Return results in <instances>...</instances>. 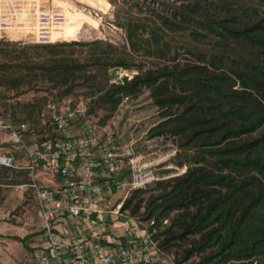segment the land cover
Wrapping results in <instances>:
<instances>
[{
    "label": "trees",
    "instance_id": "trees-1",
    "mask_svg": "<svg viewBox=\"0 0 264 264\" xmlns=\"http://www.w3.org/2000/svg\"><path fill=\"white\" fill-rule=\"evenodd\" d=\"M117 6L121 44L95 38L0 45V114L25 123V142L55 145L54 122L42 116L47 102H59L61 111L68 98L72 107L84 102L86 114L66 121L93 126L100 113L99 143L91 150L110 146L125 160L102 177L110 181L132 179L128 151L155 156L175 148L180 175L130 189L111 209L145 229L174 264H264V0H121ZM52 89L50 97H20ZM0 148L14 159L12 166L0 164V209L10 199L25 209L34 200L38 228L17 238L33 255L47 250L32 183L45 186L38 170L61 181L60 172L45 160L31 169L25 148L12 140L0 139ZM85 159L79 155L77 167ZM22 183L27 190L16 188ZM115 192L105 191L109 202ZM20 211L14 214L27 209ZM70 226L92 232L78 220Z\"/></svg>",
    "mask_w": 264,
    "mask_h": 264
},
{
    "label": "built area",
    "instance_id": "built-area-1",
    "mask_svg": "<svg viewBox=\"0 0 264 264\" xmlns=\"http://www.w3.org/2000/svg\"><path fill=\"white\" fill-rule=\"evenodd\" d=\"M50 11L48 9L39 10L38 16L34 15V19L38 17L41 23H48L51 21L50 17L52 18ZM11 14L13 19L11 22L8 20L10 24L23 18L22 14H14V12ZM0 21H2L1 24H9L4 13H0ZM37 36L36 39L40 42H54L61 38H54L53 33L44 26L38 30ZM73 104L74 101L68 98L66 100L67 107L61 111L62 106L59 102L48 101L47 111L42 113V116L54 122L52 132L59 138L55 145L51 140L25 142L23 134V130L26 128L25 123L15 125L0 114V139L12 140L18 145L22 144L27 152L31 169H34L40 160H45L48 167L60 172L61 181H58L61 184L56 187H59L58 191L64 194L61 198L55 197L53 186L41 187L32 183L41 207L42 226L46 229L48 238L47 250L39 252L36 257L37 263L174 264L170 257L160 251L157 242L151 240L145 229L139 227L134 220L124 218L128 224L120 223L121 232L117 237L112 236L114 228L110 230V234L105 236L102 230L94 227L89 234L92 240L81 227L72 228L70 226L74 220H78L91 228L92 225H95L91 219L93 213H97L101 219H103L100 217L101 215L109 213L107 220H114L115 214H119V210L108 207L107 201L109 200L105 196V191L111 193L115 187L118 192L125 191L126 193L130 189L152 184L153 181L178 176L181 171L180 167L176 166L178 172L172 174L175 176H161L157 172L162 167H174L171 165L172 163L167 164L171 160L172 152L151 158L142 153L131 155V152L128 151L132 179L116 180L114 178L112 181L103 179L121 170L125 160L110 146H103L98 151L91 150L93 145L99 143L98 134L92 125L71 126L66 121V118L74 119L84 116L87 112L84 102H79L72 107ZM79 155L86 159L80 167H77L75 162ZM13 163V157L2 153L0 148V164L12 166ZM99 178L103 180H99ZM28 186L29 184L22 183L17 185V188L23 187L21 189L27 190ZM86 196L87 200L84 199ZM54 220L60 223H53ZM65 220L68 222L62 224ZM103 239H106V243L103 242Z\"/></svg>",
    "mask_w": 264,
    "mask_h": 264
},
{
    "label": "rangeland",
    "instance_id": "rangeland-1",
    "mask_svg": "<svg viewBox=\"0 0 264 264\" xmlns=\"http://www.w3.org/2000/svg\"><path fill=\"white\" fill-rule=\"evenodd\" d=\"M1 3L10 4V6H14L12 10H0V13H4V15L7 17V22L9 24H1L2 21H0V37L10 36V34H13L14 36L8 38V39H1L5 37L0 38V45H13V46H25L26 44H36L38 39H36L38 36V30L40 28H47L49 31H51L54 35V38L61 37L58 40H92L95 38H103L106 39V41L113 42L116 44H121L124 42V34L123 31L115 25L113 18L114 16L121 13V8L117 6L121 2V0H57L54 2H57L60 7L51 9L50 15V22L48 23H41L38 17L34 19V15L38 16L39 9L35 8L37 6V3L40 0H0ZM116 7V10L114 6ZM55 6V5H53ZM18 9H15V8ZM35 8V9H33ZM14 12V14L18 13L19 15L22 14L23 18L20 19L18 22H12L10 24L11 20L13 19V15L11 14ZM10 22H9V21ZM7 26V27H4ZM60 28L59 30H57ZM57 30V31H55ZM54 31V32H53ZM69 31L71 32L72 36L69 35ZM55 42V41H54ZM49 43V42H48ZM53 43V42H50ZM80 51V50H79ZM78 51V52H79ZM125 71L120 70L119 74H123ZM65 86V85H64ZM64 86L60 87L63 88ZM55 89H52L51 91H28L27 93L21 95L20 97L25 100H31L37 96L41 95H47L50 97L52 95V92H54ZM94 122H98L93 124L94 131L97 134H101V131L97 130L96 127L100 126L98 125L100 122V113L99 115H94L93 117ZM112 125L114 124V119L110 118V121ZM86 125V124H85ZM110 128V126H107ZM110 130V129H109ZM98 131V132H97ZM111 131V130H110ZM111 133V132H110ZM167 152H172V157L169 163H172L174 167L169 168H160L157 170V172L160 173V175H172L178 170H176V166L179 165L176 164L173 159L176 157L177 151L175 148H171L170 150H167L165 152H161L162 154H165ZM158 156V155H155ZM153 154L148 157H155ZM26 159V158H25ZM24 159V160H25ZM180 167V166H179ZM81 171V169H78ZM167 170V171H162ZM181 174L183 172V169L180 167ZM47 168H44L43 170H38V172L35 174L36 178L42 180V182L45 184V186H59L61 183H59L58 178H54L52 174L48 173ZM174 171V172H173ZM170 176V177H171ZM156 182V181H155ZM154 181L152 184H149L150 186L155 183ZM147 185V186H149ZM17 188V187H16ZM23 187H20L18 189H21ZM5 192V191H4ZM126 195L125 191H119L111 194V200L110 202L107 201L108 207L110 208L113 204V202L116 201V199L119 197V195ZM21 198V197H20ZM84 199H88L87 196ZM18 200L16 198L10 199L8 202L4 204V206L0 209V264H17L20 259L25 258L26 254L27 257L23 261L27 263L23 264H36V257H38L39 252L36 254H32L24 249L22 243L20 242L17 237H22L25 234L29 233L30 231H34V227L38 228V224L36 223V203L34 200L30 201V206H26L27 212L24 215H16L15 212H19L20 209L25 211V208L17 207ZM17 210V211H15ZM31 211V212H30ZM21 212V211H20ZM109 213H105L104 215H101L100 217H103V219L97 217L93 219V222L95 225L91 226V229L94 227H97L99 230H103V227L107 226V229L112 230L114 228V234L112 236L117 237L118 234L121 232L120 223L127 225L128 223L125 221V217L121 216L119 214H115V218L112 221H106L107 217L109 218ZM111 217V216H110ZM12 218H15L16 220H13ZM119 220V221H118ZM122 220V221H121ZM132 220V219H131ZM14 221V223H23L26 228L21 229L16 227V225H11V223ZM16 221V222H15ZM85 221V220H84ZM125 221V222H123ZM43 223V221H41ZM106 223V224H105ZM3 235L5 238H3ZM11 237H8L10 236ZM44 238L43 234H40V240ZM34 245V243H32ZM46 247H48V243L46 244ZM35 263L33 262V259ZM21 261V260H20Z\"/></svg>",
    "mask_w": 264,
    "mask_h": 264
},
{
    "label": "crops",
    "instance_id": "crops-1",
    "mask_svg": "<svg viewBox=\"0 0 264 264\" xmlns=\"http://www.w3.org/2000/svg\"><path fill=\"white\" fill-rule=\"evenodd\" d=\"M54 1H57V0H40L38 3H37V6H35V8H38L39 10H42V9H48V10H51V9H54V8H59L60 7V5H58V3L57 2H54ZM53 5H55V6H53ZM12 8H14V6H10V4H5V3H1V1H0V10H12ZM35 8H33V9H35ZM15 9H18L17 7L15 8ZM16 14V13H15ZM18 14V13H17ZM1 34V33H0ZM13 34H15V33H12V34H10V36H5V35H9V34H5V35H3V36H1V37H5L6 39L7 38H10V37H12V36H14ZM0 37V38H1ZM24 213H26V212H24ZM16 215V217L19 215V214H15ZM16 222V221H15ZM1 225V224H0ZM11 225H16V227H18V228H21V229H25L26 228V226L23 224V223H14V221L11 223ZM0 235L2 236V234L0 233ZM24 236H26V234L24 235ZM24 236H22V237H24ZM8 237H11V235L10 236H8ZM3 238H5V236L3 235ZM28 241V240H27ZM21 243H22V245H23V247H24V249L25 250H27L28 252H30L31 253V251L28 249V247L27 246H29L28 244L26 245V243H23V241H20ZM29 244L32 246L33 244L31 243V242H29ZM30 247V246H29ZM26 258H28V259H30L29 257H27V254H26V256H25V258H23V259H20L19 260V262L17 263V264H23V263H27V262H24L23 260L24 259H26ZM33 259V262L35 263V261H34V258H32ZM36 264H38V263H36Z\"/></svg>",
    "mask_w": 264,
    "mask_h": 264
}]
</instances>
